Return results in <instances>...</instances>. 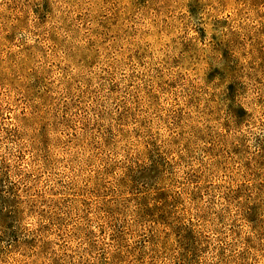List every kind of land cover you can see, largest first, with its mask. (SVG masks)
<instances>
[{"label": "rangeland", "instance_id": "obj_1", "mask_svg": "<svg viewBox=\"0 0 264 264\" xmlns=\"http://www.w3.org/2000/svg\"><path fill=\"white\" fill-rule=\"evenodd\" d=\"M0 264H264V0H0Z\"/></svg>", "mask_w": 264, "mask_h": 264}]
</instances>
